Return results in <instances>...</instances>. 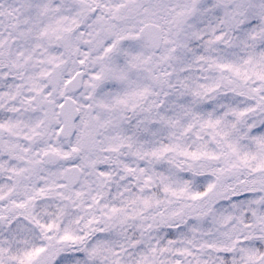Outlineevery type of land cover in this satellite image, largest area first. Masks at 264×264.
<instances>
[{"label":"snow or ice","instance_id":"6c2138e0","mask_svg":"<svg viewBox=\"0 0 264 264\" xmlns=\"http://www.w3.org/2000/svg\"><path fill=\"white\" fill-rule=\"evenodd\" d=\"M0 264H264V0H0Z\"/></svg>","mask_w":264,"mask_h":264}]
</instances>
